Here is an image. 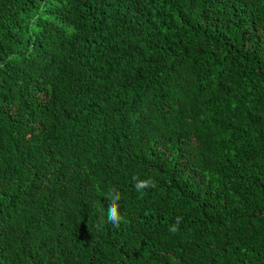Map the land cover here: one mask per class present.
<instances>
[{"label": "trees", "instance_id": "16d2710c", "mask_svg": "<svg viewBox=\"0 0 264 264\" xmlns=\"http://www.w3.org/2000/svg\"><path fill=\"white\" fill-rule=\"evenodd\" d=\"M0 264H264V0H0Z\"/></svg>", "mask_w": 264, "mask_h": 264}, {"label": "clouds", "instance_id": "9594fccd", "mask_svg": "<svg viewBox=\"0 0 264 264\" xmlns=\"http://www.w3.org/2000/svg\"><path fill=\"white\" fill-rule=\"evenodd\" d=\"M134 180H136V183L134 187L138 192H144L146 189L149 188H155L156 185L151 180H138V178L134 177ZM108 200L109 204L107 207V223L112 224L114 227H119L121 221L123 220V217L119 214V200H120V194L113 188L109 190L108 193ZM182 218L177 217L176 223L173 224L169 231L173 234L176 233L179 230V223ZM104 223L103 220H101L100 223L97 224V227H101V225Z\"/></svg>", "mask_w": 264, "mask_h": 264}]
</instances>
